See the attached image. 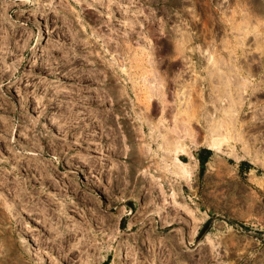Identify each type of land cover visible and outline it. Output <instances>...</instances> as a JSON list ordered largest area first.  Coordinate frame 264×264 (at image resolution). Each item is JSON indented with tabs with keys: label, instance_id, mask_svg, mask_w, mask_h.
I'll list each match as a JSON object with an SVG mask.
<instances>
[{
	"label": "rangeland",
	"instance_id": "rangeland-1",
	"mask_svg": "<svg viewBox=\"0 0 264 264\" xmlns=\"http://www.w3.org/2000/svg\"><path fill=\"white\" fill-rule=\"evenodd\" d=\"M208 46L249 83L232 118L188 89ZM124 263L264 264V0H0V264Z\"/></svg>",
	"mask_w": 264,
	"mask_h": 264
},
{
	"label": "bare ground",
	"instance_id": "bare-ground-1",
	"mask_svg": "<svg viewBox=\"0 0 264 264\" xmlns=\"http://www.w3.org/2000/svg\"><path fill=\"white\" fill-rule=\"evenodd\" d=\"M244 16H246V17H248L247 15H244ZM250 18H251V16H249ZM250 18H248V19H250ZM255 21H257V20H255ZM249 23V22H248ZM261 23V22H260ZM244 24V23H243ZM242 26V25H241ZM249 26V25H248ZM242 27H244V26H242ZM245 28V27H244ZM251 28V27H250ZM246 30H247V28H246ZM247 32H248V30L247 31H245V33L243 32V34H244V36H246L247 35ZM241 32H239V34H240ZM242 34V35H243ZM257 36V35H256ZM245 38V37H244ZM243 37H242V39H244ZM192 39V37L191 36H189L188 34H183L182 33V37H181V40H180V43L178 44V49L177 50H179V52H180V54H183L185 51H186V44L188 43V42H190V40ZM241 39V38H240ZM241 39V41H243ZM241 43V42H240ZM259 42H257V44H258ZM212 46V45H211ZM211 46H208L207 48L208 49H206L207 51H204V50H202V53H203V55L204 56H206V63H202V59L199 57V64L197 63V62H193V59H191V57L189 58V62L190 63H192L191 64V66L192 65H196L195 66V68L196 69H191L192 67H190V70L191 71H194L195 73H196V77L194 78V79H192L191 80V82H189L188 84H187V86H188V89L190 88L191 89V91H196V92H200V91H203V88L201 87V86H203L202 84L203 83H208V88L210 89V91H212V93H211V95L209 94V96H210V101L212 102V103H214V104H216L217 106H215V108H216V111H221L222 113H224L225 115H224V118H229V116L233 113V115H235L236 116V114L235 113H237V112H240V110H241V105H240V102L243 100V91H246L247 89L246 88H248V85H249V83L248 82H245L246 81V79L244 78V80H242V78H241V73L239 72V71H237V70H240V69H237L236 70V68H235V64H233V59H234V57H233V59H232V54H231V52H233V50L231 51L230 50V52L229 53H227V54H224V55H222L221 53H219L218 52V50L216 51V48L214 49L213 47H211ZM199 47V46H198ZM227 47H230V46H227ZM200 48V47H199ZM177 50H175L176 52H177ZM221 54V55H220ZM188 55V54H187ZM187 55H184V56H181V60L182 61H184L183 60V57H188ZM197 55V54H196ZM234 55V54H233ZM247 55V54H246ZM180 56V55H179ZM188 59V58H187ZM240 60V59H239ZM186 62V61H185ZM189 63V64H190ZM248 63V62H247ZM188 64V63H187ZM187 66V65H186ZM241 67V66H240ZM187 68H189L188 66H187ZM198 68H199V70H198ZM189 70V71H190ZM246 70V69H245ZM156 72V71H155ZM205 74V76H203L202 74ZM154 74V73H153ZM156 74V73H155ZM155 77V76H154ZM179 77V76H178ZM158 81L159 80H157L156 79V81H155V79L153 78L151 81H150V85H149V87H150V92H152L153 91V93L155 92V90H158L159 88L158 87H160V89L162 90V86H160L159 85V83H158ZM164 81V80H163ZM163 81H159L161 84H163L164 82ZM158 84H157V83ZM177 85H178V83H177ZM181 85V84H180ZM163 86L165 87V83L163 84ZM186 86V87H187ZM177 87H179V85L177 86ZM185 87V88H186ZM158 88V89H157ZM165 90V89H164ZM172 90V89H171ZM180 88H177V89H175V91H174V96L175 97H177V98H179L180 97V99L179 100H181L182 98V96H179V94H181L180 93ZM184 91V90H183ZM186 91H188V90H186ZM159 93H160V91H159ZM162 93V92H161ZM165 93V92H164ZM187 93H190V92H187ZM201 93V92H200ZM152 94V93H151ZM155 94V93H154ZM163 94V93H162ZM184 94H186V93H184ZM182 95V94H181ZM152 96H154V95H152ZM185 96V95H184ZM189 96V95H188ZM202 96V94L201 95H199L198 97H196L195 99H192L191 97H189L191 100H188V101H190V102H188L187 104H185V106L187 107L186 108V110H188V109H191V108H197V109H199L200 110V112H202L203 110H205V115H207L206 113H209L210 115H208L207 117H209V116H212V117H214L215 115H214V112H211L210 113V111L209 112H207L208 110L206 109V106H205V102L207 101H205L204 100V98H202L201 97ZM151 97V96H150ZM200 97V98H199ZM235 98V101H236V99L238 100V98H239V101H237V102H235L232 98ZM186 98V97H185ZM202 98V99H201ZM152 99H153V97H152ZM167 99V98H166ZM187 99V98H186ZM186 99H184V100H186ZM201 99V100H200ZM241 99V100H240ZM176 101L173 103V105H169V104H165V106H167V108L166 109H168V111H167V113L166 114H169L170 115V117H171V120H172V118H174L175 119V121H174V126H176L175 124V122L177 121L176 119H178L177 117V113H178V111H179V106L181 105V102L178 100V99H175ZM203 100H204V102H203ZM227 100V103L228 104H226L225 103V101ZM217 101H220L221 103L220 104H217L216 102ZM166 102H168V101H166ZM233 102H235V103H233ZM158 104V103H157ZM241 104H243V103H241ZM196 108H195V110H196ZM214 108V109H215ZM183 109V108H182ZM185 110V111H186ZM207 110V111H206ZM174 111H176V112H174ZM194 111V110H193ZM192 111V112H193ZM174 112V113H173ZM185 115H186V113H184ZM203 114V113H202ZM221 114V113H220ZM228 114V115H227ZM187 115H189V114H187ZM233 115H231V118L233 117ZM174 116V117H173ZM176 116V117H175ZM192 116V115H191ZM203 116H204V114H203ZM222 116V118H223V115H221ZM228 116V117H227ZM205 117V116H204ZM206 117V118H207ZM212 117H211V119H212ZM173 119V120H174ZM172 120V121H173ZM205 120V119H204ZM216 120V119H215ZM226 120H228V119H225V121H221L220 122V120H219V122H217L216 124H209V125H207L205 128L207 129V132H208V135H209V137H207V146L209 147V148H211V149H213L215 152H217V153H220V152H223V153H225V150H224V146L226 145V143H227V141H228V139H229V134H230V132H231V130L229 129V127H227V124H228V122H226ZM233 120V119H232ZM171 121V122H172ZM182 121V120H181ZM190 121V120H189ZM207 121H209V119L207 120ZM212 121V120H211ZM166 122V121H165ZM178 122V121H177ZM229 122H231L230 120H229ZM162 123V122H161ZM173 123V122H172ZM179 123V122H178ZM211 123V122H210ZM213 123V122H212ZM215 123V122H214ZM181 124V123H180ZM218 124V125H217ZM189 126V125H188ZM185 127V126H184ZM183 128V127H182ZM172 128L170 127V130H171ZM186 129H187V127H186ZM188 129H190V128H188ZM173 130V129H172ZM189 131V130H188ZM191 131V130H190ZM192 132V131H191ZM190 133V132H189ZM179 137H180V135H179ZM175 139V138H174ZM172 140V139H171ZM175 140H177V138L175 139ZM181 140V139H180ZM171 142H173V141H171ZM177 142V141H176ZM174 143H175V141H174ZM170 144V143H169ZM177 146L178 145H176V148L174 149V152H175V154H174V157H173V162H174V166L176 167L175 169H177V168H180L181 166H184V164H183V161H182V159L180 158V154H179V152H178V149H180L179 147L177 148ZM184 145H182V148H184L183 147ZM182 150V149H181ZM183 150H185V149H183ZM186 150H187V148H186ZM187 152V151H186ZM188 154H189V152H188ZM190 167V166H189ZM181 169V168H180ZM186 169H188V168H186V165H185V167H183V172L184 171H188V170H186ZM176 171V170H175ZM178 172V171H177ZM186 173V172H185ZM158 207H160V204H158ZM158 210H160V208H158ZM32 242H29V247H31L32 245H30ZM210 243V242H209ZM34 245V244H33ZM35 246H33V247H31L32 249L34 248ZM31 248H29V249H31ZM31 249V250H32ZM123 256V253H121V259H125V257L123 258L122 257ZM125 264V263H124Z\"/></svg>",
	"mask_w": 264,
	"mask_h": 264
},
{
	"label": "flooded vegetation",
	"instance_id": "flooded-vegetation-1",
	"mask_svg": "<svg viewBox=\"0 0 264 264\" xmlns=\"http://www.w3.org/2000/svg\"><path fill=\"white\" fill-rule=\"evenodd\" d=\"M258 6H259V8H260L261 4H260V5H258Z\"/></svg>",
	"mask_w": 264,
	"mask_h": 264
}]
</instances>
